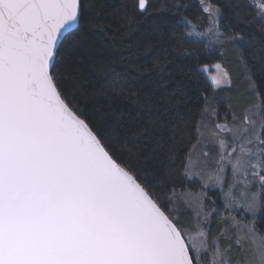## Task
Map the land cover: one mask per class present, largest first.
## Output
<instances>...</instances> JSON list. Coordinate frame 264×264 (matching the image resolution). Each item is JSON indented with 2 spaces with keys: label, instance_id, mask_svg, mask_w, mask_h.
<instances>
[{
  "label": "snow or ice",
  "instance_id": "snow-or-ice-1",
  "mask_svg": "<svg viewBox=\"0 0 264 264\" xmlns=\"http://www.w3.org/2000/svg\"><path fill=\"white\" fill-rule=\"evenodd\" d=\"M198 3L208 26L195 34L221 42L224 9L211 0ZM147 4L137 0L142 12ZM255 7L264 15V0ZM81 20H86L83 0H0V264H264V234L256 227L264 212V96L251 69L248 91L260 102L242 120L226 113L223 123L211 127L198 121L196 144L216 146L217 156L209 159L204 151L203 159H194L190 149L181 161L183 175L199 177L203 189L191 200L195 231L186 232L177 210H165L148 173L117 157L73 99L69 69L85 58L87 33L99 27L87 22L82 27ZM195 28L185 35L193 36ZM229 39L254 44L240 33ZM237 55L247 68L240 49ZM210 79L213 85L229 83L227 72ZM205 99L202 119L209 112ZM229 168L232 181L221 196L228 212L217 217L225 227L209 241L217 210L205 211L206 190L209 185L223 190ZM174 172L173 164L169 175ZM174 193L175 185L168 205ZM234 208L253 219H237ZM232 238L240 248L236 259L232 243H221Z\"/></svg>",
  "mask_w": 264,
  "mask_h": 264
},
{
  "label": "trees",
  "instance_id": "trees-1",
  "mask_svg": "<svg viewBox=\"0 0 264 264\" xmlns=\"http://www.w3.org/2000/svg\"><path fill=\"white\" fill-rule=\"evenodd\" d=\"M211 2L224 9L220 22L226 36L240 33L254 41L247 46L245 40H236L234 49L237 61L246 68L237 55L238 49L242 51L246 69H251L264 96V26L256 20L253 5L248 0ZM83 3L86 20L80 21L81 26L87 22L99 27L87 33L85 58L69 69L75 77L73 99L117 157L148 173L167 211L170 187L175 185L176 192L193 185L183 175L181 161L197 140L205 98L222 110L218 92H213L200 68L216 55L204 41L185 35L181 18L195 23L206 14L198 0H148L143 12L137 0H94L91 8L90 0ZM71 40L64 42L62 52ZM249 103L244 102L237 113ZM173 164L175 172L169 175ZM256 227L264 233V212Z\"/></svg>",
  "mask_w": 264,
  "mask_h": 264
},
{
  "label": "rangeland",
  "instance_id": "rangeland-1",
  "mask_svg": "<svg viewBox=\"0 0 264 264\" xmlns=\"http://www.w3.org/2000/svg\"><path fill=\"white\" fill-rule=\"evenodd\" d=\"M248 1L254 7L256 20L264 26V15H258L257 9L255 7L257 0H248ZM185 24L187 27V31H193L192 25H196V28L194 29V35L192 37L204 41L209 51L216 55V59H214L210 63L202 65L200 68L211 82L213 92L215 93L218 92L216 100L222 110L218 109L217 106L214 105L212 101H208L209 112L203 116V119L201 118L200 120L202 121L201 127L204 126L211 127L216 123H223L226 113H232L240 120H242L244 115L246 114V110L251 111L249 106L259 103V99L252 92L248 91L247 69L241 66L240 63L237 61V57L234 49L235 41L230 40L229 36L224 35V37L221 38V42L218 43L216 40L212 39L211 34H209L208 36L195 34V33H201L207 29L208 14H206L203 20L200 19L199 22L197 21L195 23L191 22V24H187V22L185 21ZM224 60L228 65L227 67ZM216 64H220L221 67L216 68L215 67ZM205 66H207V71L204 70ZM223 72L228 73L229 83L213 85L210 77L215 76L219 79ZM219 90L221 91L219 92ZM246 101H249L250 103L246 107L242 108V110L240 111L241 113L238 114L237 111L239 110V108L243 106V103ZM229 105L232 106L231 109H229ZM224 106H226L225 109H223ZM227 119L231 121L232 115L229 114L227 116ZM224 138L227 139L229 142L231 140L230 136H226ZM194 145L195 148H193ZM193 146L191 147V149L193 150L192 155L194 159L195 158L203 159L201 154L204 151L210 153L209 159H214L217 156L218 149L214 145L209 144L207 147H204L203 145H197L195 142ZM212 168H214V165L210 164L209 169ZM187 180L193 183L192 187H188L183 190L176 191L173 195V204L169 205V207H174L177 210L175 215L178 216L179 226L184 228L186 232L189 229H192L194 232L195 213L197 210L195 206L192 204L191 200L197 193L203 191V189L199 177L193 176L190 179L187 178ZM231 181H232V174L229 168L227 170V176L224 181L223 190L219 186H213V185H209V188L206 190L207 197L205 200V204H206L205 211L211 210L212 208H215L217 210L216 212H213L211 217L210 233L208 236L209 241H211L213 237H216L217 234L221 232V229L225 227V225H222L217 222V217L218 214L220 213L226 214L228 212V209L224 208V201L221 199V196H222V191L228 190L227 186L228 183ZM251 191L253 192L257 191V186L253 185ZM233 192L235 193L236 190L233 189ZM215 194L217 195V197ZM232 213L237 217V219H242L244 223H247L248 221H251L253 219L252 215L245 212L243 208H234L232 209ZM204 226L209 227L208 224H204ZM228 235L230 236V233ZM233 240L234 238L224 239L221 240V243L222 244L232 243L233 259H236L240 255V248L235 245ZM206 259H210V253L208 254V257H206Z\"/></svg>",
  "mask_w": 264,
  "mask_h": 264
}]
</instances>
